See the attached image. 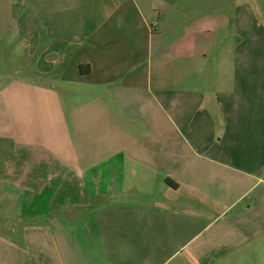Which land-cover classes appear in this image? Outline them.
Returning <instances> with one entry per match:
<instances>
[{
  "label": "crops",
  "instance_id": "0c3cea01",
  "mask_svg": "<svg viewBox=\"0 0 264 264\" xmlns=\"http://www.w3.org/2000/svg\"><path fill=\"white\" fill-rule=\"evenodd\" d=\"M186 4L0 0V264H264V0Z\"/></svg>",
  "mask_w": 264,
  "mask_h": 264
},
{
  "label": "rangeland",
  "instance_id": "374dc122",
  "mask_svg": "<svg viewBox=\"0 0 264 264\" xmlns=\"http://www.w3.org/2000/svg\"><path fill=\"white\" fill-rule=\"evenodd\" d=\"M196 1L198 0H186L187 4L189 3V8H195L196 7ZM264 8V7H263ZM190 13L194 14L195 13V10H192L190 11ZM257 18H261L259 15L256 16ZM3 38V35H2V32H0V39ZM5 60H6V54H5V49H3L1 46H0V66L5 64ZM16 63V62H15ZM34 79V78H32ZM28 81V80H27ZM31 82H34L36 80H29ZM10 82V79L9 78H6V77H3L1 78L0 77V92L1 90L5 89V87L9 84ZM72 88H77L79 86H81L80 84L78 83H74L72 85H70ZM4 94L1 95L0 94V105L4 104ZM0 120H2L4 122V115H0Z\"/></svg>",
  "mask_w": 264,
  "mask_h": 264
},
{
  "label": "trees",
  "instance_id": "16d2710c",
  "mask_svg": "<svg viewBox=\"0 0 264 264\" xmlns=\"http://www.w3.org/2000/svg\"><path fill=\"white\" fill-rule=\"evenodd\" d=\"M79 72L81 75H86L89 73V67L88 66H80Z\"/></svg>",
  "mask_w": 264,
  "mask_h": 264
}]
</instances>
